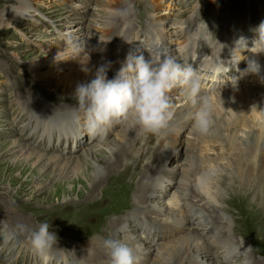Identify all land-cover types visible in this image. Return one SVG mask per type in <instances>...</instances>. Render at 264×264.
<instances>
[{
	"label": "rangeland",
	"instance_id": "1",
	"mask_svg": "<svg viewBox=\"0 0 264 264\" xmlns=\"http://www.w3.org/2000/svg\"><path fill=\"white\" fill-rule=\"evenodd\" d=\"M128 3L136 10L130 22L110 24L112 12ZM261 21L264 0H0V226L4 225L0 227V264H43L30 250L27 238L45 222L57 236L48 264H108L103 248L105 239L132 247L137 264H174L169 254L194 240L193 230L199 221L198 215L193 218L189 209L185 215L178 211L183 208L186 189H193L198 196V200L189 201L194 202L191 204L199 202L205 211H213L212 216L217 219L227 217L231 227L236 223L234 240L242 249L237 257L222 253L210 234L204 233L205 243L200 247L219 253L215 259L203 254L200 263L246 264L250 254L253 262L264 264V218L250 205L254 200L257 208L263 207L264 193L257 190L263 198L253 199V194L250 196L245 189L243 192L248 195L241 192L238 198L237 173L226 170V160L225 168L221 167L222 161L215 166L202 164L199 159L206 155L215 158L221 148L206 143L201 149L203 135L194 133L192 128L197 107L159 135L145 137L137 128L131 134L135 127L116 124L100 138L85 131L74 98L77 86L94 79L100 66L108 68L107 78L112 79L125 60L122 56L130 51L143 52L149 58L145 49L152 47L184 63L198 46L202 50L221 46L220 55L213 53L211 57L216 58L215 64L225 65L229 60V71L234 75L226 72L225 79L215 73L219 79L210 81H218V86L203 91L214 104L213 124L207 134L214 136L217 128L231 118L222 109L220 98L233 101L247 94V89L252 90L246 84L248 76L245 77L247 52L235 48V41L240 36L251 40V29ZM237 58L239 68L231 62ZM64 74H69L70 80ZM253 90L259 98L264 87ZM187 102L177 99L172 109L182 110ZM68 126H77L76 133L69 134L73 141L61 142L58 134L66 133ZM44 129L58 137L52 143L53 149L45 146L51 141L46 134L42 135ZM33 130L40 134L33 135ZM76 134L81 141L75 139ZM195 140L200 147L195 146ZM174 141L176 144L167 154L168 143ZM247 143H237L234 150L254 148L253 143ZM88 153L90 160L83 157ZM81 157L85 163L77 172L75 167ZM68 158L64 171L68 175L61 174ZM109 162L118 164L117 171L122 172L105 178L92 194L83 184L91 189L89 177L97 181L100 166ZM210 170H215L213 180L222 175L216 193L210 191L211 199L206 195L209 192L202 189L204 185L199 186V177ZM161 174L162 187L157 181ZM130 176L134 177L131 201L135 204L136 196L147 188L157 193L150 198L154 204L143 203L142 207L129 210L117 208L121 201L114 198H121L120 190L125 185L117 182V177ZM247 188L251 190L252 186ZM173 197L178 207L171 206ZM149 204L161 214L147 208ZM115 220L116 224L110 223ZM152 225L164 228L155 232ZM147 226L151 228L145 233L141 229ZM224 230L221 227L217 232L223 235ZM136 237L141 241L133 246L138 242Z\"/></svg>",
	"mask_w": 264,
	"mask_h": 264
},
{
	"label": "clouds",
	"instance_id": "2",
	"mask_svg": "<svg viewBox=\"0 0 264 264\" xmlns=\"http://www.w3.org/2000/svg\"><path fill=\"white\" fill-rule=\"evenodd\" d=\"M135 11L132 3L117 8L112 12L109 23L130 22ZM251 31L254 33L251 40L240 36L235 41V48L249 54L245 72L258 74L261 68L258 57L264 55V21ZM145 50L149 54L148 59L143 52L130 51L112 79L107 78L108 68L102 65L96 70L94 79L77 86L74 98L87 134L103 138L114 125L121 124L137 128L145 137L159 135L173 118L169 94L178 89L186 101L197 107L193 115V132L207 135L213 124L214 104L209 96L203 94L202 73H219L225 69L228 72L229 68L217 63L204 64L198 69L163 52ZM231 62L236 64L239 61ZM257 110L264 117V108ZM214 174L215 170L204 172L199 177V186L209 182ZM49 227L48 223H41L27 238L30 250L43 264H48L50 252L57 243V236L49 231ZM21 230H24L23 226ZM103 248L108 264H137L133 248L127 244L105 239Z\"/></svg>",
	"mask_w": 264,
	"mask_h": 264
},
{
	"label": "bare ground",
	"instance_id": "3",
	"mask_svg": "<svg viewBox=\"0 0 264 264\" xmlns=\"http://www.w3.org/2000/svg\"><path fill=\"white\" fill-rule=\"evenodd\" d=\"M102 33H105V32H102ZM147 48L152 49V47H147ZM217 48L221 49V46H217L214 49L216 50ZM202 51H203L202 47L198 46L196 51L190 52V55L195 56L196 54H198ZM126 56H127V54L123 55L122 58L124 59V58H126ZM145 58L148 59V57H145ZM215 60H216V58L212 61L211 64H215ZM178 62H180V61H178ZM189 62L190 61L188 59H186L184 63L183 62H181V63L188 64ZM240 66H241V64L239 63L235 67L239 68ZM230 72L231 71L227 72L226 74L234 75ZM212 73L214 74L213 79L218 80L219 78L217 76H215V72H212ZM222 74H221V77L224 76L225 79L228 78V76L226 74H223V75ZM63 76H64V78L70 80L69 74H67V76H65V74H64ZM208 85H209L208 83H204L205 87H207ZM216 85H217V82L212 81L210 88H214V87H216ZM253 89H255V88H252V90L247 89V91H246L247 94H245L243 97H241V96L236 97L235 98L236 100H233V101L227 100V98H220L221 100H219V101L221 102V105L223 107L222 109L229 112L231 118H230L229 122L226 123L224 126H220L219 128H217L218 132L216 135H214V136L203 135L202 136V142H201V144H204L201 147V149L206 145V143H208V144L211 143L215 147H216V145L220 146L221 150H217V154H218L217 157L213 158V157L206 155L202 159H199V160L202 162L203 165L208 164L211 166L220 165L223 162V165L221 164V167L225 168V165H226V170L228 172H230V174H232L234 172L237 173L238 187L235 188V193L238 194V198H240L241 195L239 193H241V192L244 193L246 196L248 195L247 193L243 192V190H245V189L250 192V196L253 194V199L263 198L256 193L257 190L260 191V193H264V117H262L257 110V108L258 109L264 108V91H261L260 97L257 98L255 95L256 92ZM204 90H206V88ZM248 92H250L251 95H248ZM170 94H173L172 96H170L171 104L173 103V101H176L177 99H180L183 102L186 101L185 98L183 96H181L179 92H175L173 90ZM253 106H256L257 108H252ZM195 107L196 106H193L189 102H187V106L182 110L179 109V110L174 111L173 109H171L173 112V118L170 121L169 126H174L175 124H177L188 113H190ZM75 128H77V126H74V127L68 126V127H66V129H67L66 133H59L58 136L60 137V141L61 142L62 141H65V142L69 141V143L71 141H73V139H70L71 135H69V134H71L72 132L76 133ZM135 130H136V128H133L132 130H130V133L133 134L135 132ZM47 131H48V129H44L42 135L46 134V136L49 137L51 144H45V146L50 150V149H53V147H54V146H52L53 141L54 140L57 141L58 137H56V135H54L52 132H50V133H52V135H51ZM218 133L220 135H218ZM32 134L34 135V134H40V133L37 130H33ZM75 139L78 141H81L78 139L77 134L75 136ZM76 140H74L75 141L74 143H76V146H77ZM244 142L245 143L249 142L250 144L253 143L252 145L254 146V148L248 149V150H234L236 148V146H238L237 143H244ZM194 143H195L196 147H200V146H198L199 144H197L196 140ZM249 143H247V144H249ZM175 144H176L175 141L168 143L167 148L165 149L167 154L170 152L171 148H173L172 146ZM56 146H58V145H56ZM115 148L116 147H113V149H115ZM106 149L112 151L111 147H106ZM194 151H198V150H194ZM213 151L216 152V150H213ZM227 156H229V158H227ZM83 157L89 158V160H90L91 156L88 153L87 155H83ZM83 157H81L80 160H78V166L75 165L76 166L75 171H77V172H79L81 170V168H83L82 165H84V163H85ZM58 159H61V157H58ZM65 161H66V165H65L64 169L60 172H61V174L68 175L64 171L67 168V164L69 163L70 158L65 159ZM224 161L226 162L225 165H224V163H225ZM100 167L101 168H99V170H98L97 181H96V179L89 177V181L90 182L92 181L91 189H89L87 187L86 183L83 184V185H85V188L87 190H89V192L91 191L92 194H94L95 192H97L99 190V186L102 184V182L104 181L105 178H109V177L114 178L115 175L122 172V171H117L118 170V164H116V163H111V162L102 163V165ZM202 168L204 169V167H202ZM162 175L163 174L158 176L159 179L157 180L161 184V185H159L161 187H162L163 181H164ZM221 176H219L218 179H216V180L210 179L209 182L204 184V186L202 187V189H204V191L209 192V193H206V192L205 193H206V195L210 196V199H211V197H213L211 195L210 191L212 190L213 195H214V193H216V191H214V190L219 185L218 180L220 179ZM187 177H188L187 179L190 180L189 173H187ZM227 177H228V175H227ZM133 179H134V177H131V176L127 177L126 179L121 178V177H119V178L117 177V182H120V183L123 182L125 184L124 187L121 188V190H120L121 198L116 200L113 197L114 201H118V202L121 201L120 203H118V207H117L118 209H121V210L122 209H128L129 210V209H132L133 206L142 207L141 205L143 203L154 204L150 200V198L152 196H156L157 193L156 192H150L149 189H147V188H144L143 191L138 196H136V198H135L136 203L135 204L133 203V201H131L130 189L134 186V180ZM54 182H52V183H54ZM228 184H230V183H228ZM151 185H152V183H151ZM247 185H251L252 189L249 190L247 188ZM42 189H41V191H42ZM62 189H63V187H62ZM185 191L187 193L184 192V194H183L184 195L183 199L185 201L183 204V208L179 207L178 211L180 214L185 215L186 214L185 210L189 209L188 212L192 214L193 218H196V216L198 215L197 218L199 219V221H197L196 230L195 231L193 230V235L195 236L194 240L191 242H188L186 245H182V246L177 247L174 251H172L169 254L171 259L174 261V264H180L182 262H188V263L194 262L197 264H203V262L202 263L199 262V258L203 254L209 258L215 259L217 257L216 255L219 253V251H216L215 253H217V254H214L213 252L210 251V249L204 250L200 247L201 243H205V241L202 239V235L204 233L210 234V237L212 238L214 245L216 244L222 253L224 251V253H226L228 255L231 253L235 257H237L240 253L241 247H239L234 240L235 233H237L235 230V227H237L236 223H235L234 227H231L230 224L228 223L227 217L225 218L222 216H218V219H217V217L212 216L213 211H207V210L205 211L200 206L199 202H196V204H191L194 202L190 203L189 201L193 200V198L198 200V196L195 195V193L193 192V189H188V190L186 189ZM189 196H191V197H189ZM252 202L253 203H250L251 208H254V210L257 209V213L262 218H264V203H263V207H260V209H259L255 206V201L252 200ZM150 204L147 207L149 209H151V206H152ZM171 206L173 208L178 207L177 203L175 202V198H174V200L171 201ZM211 207H212V205H211ZM235 207H238V204L235 205ZM151 210L153 212H155L156 214H161V212L157 211L156 209H151ZM206 216H207V218H206ZM150 218L152 219L154 217H150ZM204 218H206V219H204ZM145 219H146V217H145ZM155 219L156 218H154V221H155ZM164 221H166V220H164ZM169 222H167V223H169ZM110 223L116 224L117 220H115L114 222L112 221ZM242 223H243V220H242V222L239 223V235H241V236H242L241 233L243 232ZM169 224H171V223H169ZM103 225H104V223H103ZM3 226L4 225H1L0 227L3 228ZM149 227L151 228V226H147V227H143V229H141V230H144L146 233L147 228H149ZM221 227L226 229L223 231L224 232L223 235L219 234L217 232V230L220 229ZM160 228H164V227L160 226V225H157V226L152 225L151 230L154 229L155 232H157ZM199 230H201L200 231L201 233L199 232ZM148 233H149V231H148ZM139 238L140 237H136L135 239L138 242H134L131 245L135 246L136 244H140L141 238L140 239ZM233 242H235V243H233ZM144 250L150 251V249H148V248H146ZM248 255H249V257L247 259H249V260L246 264H263V263L253 262L251 255L250 254H248ZM72 264H73V262H72ZM74 264H76V263H74Z\"/></svg>",
	"mask_w": 264,
	"mask_h": 264
}]
</instances>
